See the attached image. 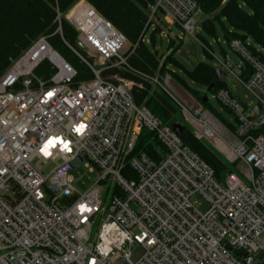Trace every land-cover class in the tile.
Wrapping results in <instances>:
<instances>
[{
	"label": "built area",
	"instance_id": "2783aa9c",
	"mask_svg": "<svg viewBox=\"0 0 264 264\" xmlns=\"http://www.w3.org/2000/svg\"><path fill=\"white\" fill-rule=\"evenodd\" d=\"M75 6L57 10L56 32L92 78L74 83L77 70L46 36L32 47L44 43L59 59L46 57L56 68L49 80L33 71L46 58L13 71L22 57L0 78V264H264V61L252 38L225 40L245 65L232 64L200 37L197 0L149 3L135 44L95 7ZM64 19L78 32L75 46L63 36ZM174 26L181 32L173 34ZM150 29L168 43L193 36L255 99L243 103L229 88L214 92L236 117L227 128L181 84L140 73L163 87L194 135L236 170L218 178L174 125L135 101L133 87L143 82L112 72L132 68L129 58L141 40L149 42ZM246 66L248 79L241 76ZM144 129L164 147L159 160L133 155ZM82 166L91 177L83 189Z\"/></svg>",
	"mask_w": 264,
	"mask_h": 264
},
{
	"label": "trees",
	"instance_id": "16d2710c",
	"mask_svg": "<svg viewBox=\"0 0 264 264\" xmlns=\"http://www.w3.org/2000/svg\"><path fill=\"white\" fill-rule=\"evenodd\" d=\"M79 1L0 0V78L25 55L41 36H46L49 43L75 67L77 76L74 83L92 78L93 74L88 65L56 32L58 27V23L55 21L57 10L66 12ZM86 1L125 34L130 42L135 44L139 41L148 19L147 7L152 0ZM197 2L205 15L201 24L204 32L218 36L217 26L219 24L227 40L251 37L254 43L264 49V0H197ZM223 18L230 24L231 29L227 28ZM62 26L64 38L75 46L77 30L66 19ZM199 35L205 42H208L204 35ZM151 41L153 44L155 43V31L152 33ZM173 45L172 41L168 43L167 51L173 48ZM181 45L182 43L176 45L172 53L163 58L166 53L152 49L148 43L141 40L129 59L132 68L119 67L113 69L112 72L137 82H143V87L137 85L133 87L135 101L139 105L147 106L165 124H180L183 129L181 137L184 142L209 163L215 170L216 176L220 178L230 165L211 146L194 136L192 130L182 121L180 107L164 91L159 88L153 89L148 78L140 74L144 73L148 76H154L157 72L161 76L172 74L175 80L188 92L201 93L197 99L205 109L210 110L224 124L233 126L217 111L209 99L203 101L209 91L214 93L220 88L228 89L226 80L218 79L214 72L215 66L206 61H199L191 68L186 66L176 55ZM252 49L264 61V53L257 51L254 46ZM221 50L226 52L225 48ZM204 52L206 56L211 57L206 51ZM172 67L178 68V71L172 70ZM246 67L241 76L248 79L252 71L248 66ZM55 71L56 68L49 59L42 60L34 69V73L45 80H49ZM186 78L190 79L193 85H198L203 89L191 86ZM225 108L233 113L228 107ZM141 151L159 160L165 150L154 137V133L144 129L137 141L133 155ZM127 171L132 172V169L127 167Z\"/></svg>",
	"mask_w": 264,
	"mask_h": 264
},
{
	"label": "rangeland",
	"instance_id": "374dc122",
	"mask_svg": "<svg viewBox=\"0 0 264 264\" xmlns=\"http://www.w3.org/2000/svg\"><path fill=\"white\" fill-rule=\"evenodd\" d=\"M154 0L150 1L149 3L153 2ZM149 5V4H148ZM76 7V6H75ZM67 12V11H66ZM147 15L149 16V8L147 7ZM203 19H205V15L201 14L200 16H198V20H199V24L201 26ZM223 21L225 22L227 28L231 29L230 24L227 22V20L225 18H223ZM70 23V22H69ZM72 26L73 24L70 23ZM218 30V36H213L210 34H207L206 32L202 30L199 31L200 34L204 35L207 40L212 44L213 49L215 54H221V49L225 48L226 52L230 55V57L233 59V61H230L232 64H234V62H236V64H240V65H245L242 62L241 57L238 55V53H236L233 49H231L230 47L227 46V44L225 43L226 37L223 34V31L220 27V25L218 24L217 26ZM76 29V28H75ZM172 32L173 34L179 33L181 32V29L177 26H174L172 28ZM152 33H153V29H150L146 35V39L149 42L148 43L152 49H158L159 52L161 53H166L167 52V47H168V41H167V37H164L163 42L161 41V37L159 32L155 33V43L153 44L151 39H152ZM216 38L220 39V42H216ZM172 42L174 43V45L172 46L173 49L176 47V45H178L179 43H182L180 50L176 52V55L178 56V58L188 67H193L197 62L199 61H206L210 64H212L214 66V60L212 59V57H208L206 56V53L204 52V49L202 48L201 44L191 35L187 36L186 41L184 40H178V39H174L172 40ZM66 43V42H65ZM67 44V43H66ZM254 47H256L257 49H259L260 51H262L264 53V49L257 45L256 43H253ZM173 51V50H172ZM172 51L170 53H172ZM169 53V54H170ZM48 59V58H46ZM130 59V58H129ZM172 70L174 71H178V68L176 67H172ZM34 71V70H33ZM38 76V75H37ZM154 76H157L160 80L161 83L166 84V82H170V81H174L175 83L177 82L175 80V78L172 76V74H169V76H161L159 72H157ZM168 77V79H167ZM149 80V79H148ZM186 80L188 81V83L191 86L194 87H198L199 89H203L201 87H199L198 85H193V83L191 82L190 79L186 78ZM150 81V80H149ZM151 82V81H150ZM173 84L177 89L181 90V88L177 85V84ZM178 83V82H177ZM226 83L228 85L229 90L233 93L234 96L238 97L241 101H243V103H247V104H253L254 103V98L250 95V93L248 92V90L244 87V85L242 84V82L235 76L233 75H229L226 79ZM144 85V84H143ZM152 88H159L160 90L164 91L172 100L173 98L163 89V87L160 84L151 82ZM180 85V84H179ZM181 87H183L181 85ZM184 89V87H183ZM185 90V89H184ZM183 90V91H184ZM186 91V90H185ZM189 95L198 98V95H200L201 93H197V94H193L191 92L186 91ZM185 92V93H186ZM213 92L209 91L208 92V98H209V102L216 107L217 111L221 113V115L227 120V122L232 123L233 126H235L236 124V118L235 115L233 113H231L228 109H226L221 103L220 101H218L217 99L213 98ZM174 101V100H173ZM175 102V101H174ZM176 103V102H175ZM177 104V103H176ZM181 110V108H180ZM249 112V111H247ZM181 117H182V121L183 123H185L193 132V127L190 123H188L185 119L184 116L181 112ZM225 126L228 124H224ZM230 126H228L227 128H229ZM194 134V133H193ZM195 136V135H194ZM196 137V136H195ZM197 138V137H196ZM198 139V138H197ZM201 141H204L205 143H207L209 146L212 147V149H214L220 156H222V158L230 165L229 169L230 170H236V166L231 165L225 158V156L207 139H198ZM158 149H160L159 145ZM50 168H48L46 170V172H49ZM81 173L84 175V182L83 180L81 182H79L78 186L83 189L85 187V184H89L91 182V177L87 174V169L84 168L83 166L81 167ZM74 173L76 175H78L77 171H74Z\"/></svg>",
	"mask_w": 264,
	"mask_h": 264
},
{
	"label": "bare ground",
	"instance_id": "6f19581e",
	"mask_svg": "<svg viewBox=\"0 0 264 264\" xmlns=\"http://www.w3.org/2000/svg\"><path fill=\"white\" fill-rule=\"evenodd\" d=\"M76 7H92V5H85L80 3ZM81 10V8H80ZM224 49V48H223ZM51 58L55 62H59V59L56 58V54L50 47H45L44 43H39L32 47L14 66L13 71L21 72L23 70L31 69L36 62L40 61L43 58ZM174 73V72H173Z\"/></svg>",
	"mask_w": 264,
	"mask_h": 264
},
{
	"label": "water",
	"instance_id": "95a60500",
	"mask_svg": "<svg viewBox=\"0 0 264 264\" xmlns=\"http://www.w3.org/2000/svg\"><path fill=\"white\" fill-rule=\"evenodd\" d=\"M53 50V49H52ZM54 51V50H53ZM221 56L222 57H224L225 59H227V60H231V61H233V59L230 57V55L226 52V53H221ZM235 69H236V71L238 72V73H240L241 72V68H239L237 65H235ZM214 72H215V74H216V77L218 78V79H221V80H226L227 79V74L224 72V71H222L219 67H215V69H214ZM212 86H213V84H212ZM211 86V87H212ZM211 89V88H210ZM209 98H208V95H206L204 98H203V101H205V100H208ZM174 127H175V130L177 131V133L179 134V135H181L182 134V126L180 125V124H176V125H174Z\"/></svg>",
	"mask_w": 264,
	"mask_h": 264
}]
</instances>
